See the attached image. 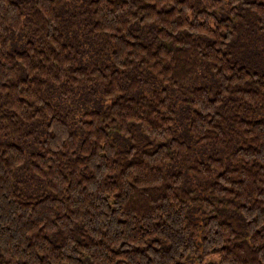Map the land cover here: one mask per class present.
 <instances>
[{
    "label": "trees",
    "instance_id": "16d2710c",
    "mask_svg": "<svg viewBox=\"0 0 264 264\" xmlns=\"http://www.w3.org/2000/svg\"><path fill=\"white\" fill-rule=\"evenodd\" d=\"M0 264H264V0H0Z\"/></svg>",
    "mask_w": 264,
    "mask_h": 264
}]
</instances>
